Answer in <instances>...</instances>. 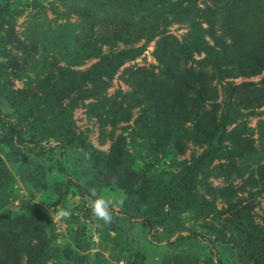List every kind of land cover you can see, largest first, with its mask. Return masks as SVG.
Returning <instances> with one entry per match:
<instances>
[{
    "label": "rangeland",
    "instance_id": "1",
    "mask_svg": "<svg viewBox=\"0 0 264 264\" xmlns=\"http://www.w3.org/2000/svg\"><path fill=\"white\" fill-rule=\"evenodd\" d=\"M176 1L0 0V264H264V0H230L225 34L214 19L207 53L179 55L207 56L219 101L255 97L205 137L154 53L160 24L186 32L157 18ZM119 26L143 50L107 76L94 49ZM74 182L112 199L110 224Z\"/></svg>",
    "mask_w": 264,
    "mask_h": 264
},
{
    "label": "trees",
    "instance_id": "2",
    "mask_svg": "<svg viewBox=\"0 0 264 264\" xmlns=\"http://www.w3.org/2000/svg\"><path fill=\"white\" fill-rule=\"evenodd\" d=\"M200 1L201 0H178L174 4L167 5L168 10L163 11L157 18L163 17V13L168 12V14L170 13L173 15V20L175 19V21L182 23L186 32L179 38L177 35L174 36L168 32V29H166L168 24H160V29L156 32L159 38L155 41L154 53L156 59L160 62V65H162L160 73L165 70V74L167 73L168 76L175 81L172 86H175V88L177 87V89L180 86L181 91L191 92V95L185 94L189 101L185 102L184 107L182 106V113L190 119L193 133L201 134L205 137L209 135L208 133L212 127L215 126L217 120H227L240 116V110L242 108L254 106L255 97L247 100L239 89V91L234 94H230L232 96L228 99L219 101L216 88L214 87L213 77L211 76L212 74L206 68L208 63H212L207 56L200 60H193L195 63L200 64L198 67L185 68L178 65L180 62L179 55H186L190 52L200 54L202 51L207 53L210 49V45L204 33L207 34L208 37L213 35L210 30L212 31L211 23L214 19L218 21L221 27L218 37L225 34L223 21L226 19L227 12L224 9V5H228L230 0H220L219 2L218 0H208L207 2L211 4H207L203 8ZM219 3H221V5H219ZM203 22L207 23L208 28L203 27ZM98 39L99 45L97 47L95 46L94 49L95 57L100 59V61H104L105 65L101 66V68L104 69V73L107 76L113 74L125 60L137 57L143 50L141 46L134 45L136 39H132L131 31L125 26H119L113 29L108 35L99 36ZM120 43L122 46L119 47L118 45ZM108 44L111 46L115 45V48L105 53L102 51V45ZM85 50L89 52L87 46ZM214 64L219 66L216 63ZM223 72L224 70L222 69L220 70V74H218L217 78L219 81H222L223 77H225L221 75ZM261 83L264 84V77ZM247 86L251 87L253 85L248 84ZM235 88H241V85ZM258 99L259 98L256 99V105L260 104ZM262 101H264V98ZM184 127L185 126L181 125V131L183 132ZM225 129L226 127L223 131L229 134L230 131ZM14 132L16 139L20 140L22 132L19 126L16 127ZM70 143L71 142L68 140L61 141L60 146L64 149L63 153H69ZM31 149L36 150V148ZM42 150L43 148H38L36 151ZM74 183L80 195L88 197L89 190L77 182ZM131 199L133 200V197H131ZM124 213L128 217L131 215L128 211H124ZM141 219L145 225L150 227L154 226V221L151 218L143 216ZM190 235L206 239V236H202L198 232H190ZM184 237L180 236V239ZM218 264H221V260H218Z\"/></svg>",
    "mask_w": 264,
    "mask_h": 264
},
{
    "label": "clouds",
    "instance_id": "3",
    "mask_svg": "<svg viewBox=\"0 0 264 264\" xmlns=\"http://www.w3.org/2000/svg\"><path fill=\"white\" fill-rule=\"evenodd\" d=\"M86 199L91 213L97 221H102L104 224H110L113 221L112 199L98 194L95 187L89 189V195ZM58 215L62 217H69L71 213L68 210H61Z\"/></svg>",
    "mask_w": 264,
    "mask_h": 264
},
{
    "label": "water",
    "instance_id": "4",
    "mask_svg": "<svg viewBox=\"0 0 264 264\" xmlns=\"http://www.w3.org/2000/svg\"><path fill=\"white\" fill-rule=\"evenodd\" d=\"M184 233H188V232H184Z\"/></svg>",
    "mask_w": 264,
    "mask_h": 264
}]
</instances>
